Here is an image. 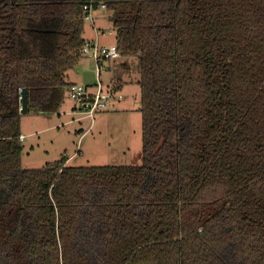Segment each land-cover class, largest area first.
Masks as SVG:
<instances>
[{
  "label": "trees",
  "instance_id": "obj_1",
  "mask_svg": "<svg viewBox=\"0 0 264 264\" xmlns=\"http://www.w3.org/2000/svg\"><path fill=\"white\" fill-rule=\"evenodd\" d=\"M91 2L132 59L142 162L23 169L21 91L58 113ZM0 264H264V0H0Z\"/></svg>",
  "mask_w": 264,
  "mask_h": 264
},
{
  "label": "rangeland",
  "instance_id": "obj_2",
  "mask_svg": "<svg viewBox=\"0 0 264 264\" xmlns=\"http://www.w3.org/2000/svg\"><path fill=\"white\" fill-rule=\"evenodd\" d=\"M96 14L95 12L93 15ZM99 15H103L100 16L101 23L96 24L97 29L99 28V42L108 46L113 43L115 37L112 20L106 18L109 15L111 17V12ZM104 16L105 22L102 18ZM88 23H83L86 38ZM103 30L105 33L102 35ZM82 64L83 70H91L94 67L90 58L82 57L74 70H70L69 76L78 69L82 71ZM106 70L102 69L100 76L104 85L112 74ZM92 75L90 74L91 77ZM92 81L94 83L93 78ZM121 93L124 95L121 103L116 104L113 109L96 114L92 121L82 114L65 115L59 111L53 115H21L22 168L38 169L53 164L62 157L68 159L66 164L70 167L140 165L141 116L137 111L138 94L135 90L131 92L129 86L122 89ZM73 105L65 92L61 108L66 111Z\"/></svg>",
  "mask_w": 264,
  "mask_h": 264
},
{
  "label": "crops",
  "instance_id": "obj_3",
  "mask_svg": "<svg viewBox=\"0 0 264 264\" xmlns=\"http://www.w3.org/2000/svg\"><path fill=\"white\" fill-rule=\"evenodd\" d=\"M97 14L94 16L93 15V23H88V38H86L85 35V29H83V39L86 42H97L99 46L101 47H107L105 45H102L99 42V32L98 29L96 27V24H100L101 23V17L103 15H99L100 13H106L107 10H97L95 11ZM94 12V13H95ZM104 22H105V16L102 17ZM106 18L111 19L110 15L106 16ZM112 25V23H111ZM92 31V33L90 32ZM91 33V34H89ZM105 33V31L103 30L101 32V34L103 35ZM115 45V37H114V41L112 44L108 45ZM92 60V59H91ZM131 58L129 57H120L118 59L115 60H104L102 61V63L99 65V70L97 72V65L94 62V67L91 70L88 69H84L83 70V64H82V71L76 70L74 71L73 74H70L69 76V72L68 71L66 73V78L65 81L67 82V84H79V85H83L85 86L89 91H93L97 85H100L101 89H103L104 91H113V92H117L119 94L122 95V100L115 102L112 104V106H110L108 108V110L113 109L114 106L118 103H121L123 101V97L124 95L121 93L122 89L127 88V86H129V89L131 90V92H134V90L137 92L138 94V104H139V97H140V89L139 86L137 84V75L132 71L131 69V63H130ZM106 63V65H105ZM102 69H107L106 71H108L109 73H112L106 80L105 85L101 82V70ZM74 70V68H73ZM90 74L92 75V77L90 76ZM92 78L94 80V83L92 81ZM135 87V89H133ZM137 88V89H136ZM133 89V90H132ZM63 104V103H62ZM139 109V106H138ZM137 109V111H138ZM74 105L69 108L63 110L60 106L59 108V113H64L65 115L68 114H79L76 110ZM107 111V110H106ZM104 112V111H103ZM101 113V112H100ZM59 115V114H58ZM92 121V120H91ZM21 136L23 137L22 133Z\"/></svg>",
  "mask_w": 264,
  "mask_h": 264
},
{
  "label": "built area",
  "instance_id": "obj_4",
  "mask_svg": "<svg viewBox=\"0 0 264 264\" xmlns=\"http://www.w3.org/2000/svg\"><path fill=\"white\" fill-rule=\"evenodd\" d=\"M97 10H106L103 3H89L82 8L83 21L93 23V14ZM80 53L83 57L92 59L97 65L104 60H115L120 58V52L116 45L101 47L95 42H86L82 46ZM68 98L74 104L75 110L84 117L93 120L95 115L108 110L113 103L121 101L122 95L113 91H104L97 85L93 91H89L85 86L79 84H69L66 88ZM20 141L23 140L21 136Z\"/></svg>",
  "mask_w": 264,
  "mask_h": 264
},
{
  "label": "water",
  "instance_id": "obj_5",
  "mask_svg": "<svg viewBox=\"0 0 264 264\" xmlns=\"http://www.w3.org/2000/svg\"><path fill=\"white\" fill-rule=\"evenodd\" d=\"M20 100H21L20 112H21V115H25L28 112L27 111V92L25 89L21 91Z\"/></svg>",
  "mask_w": 264,
  "mask_h": 264
}]
</instances>
